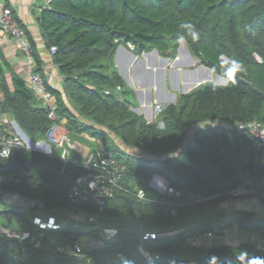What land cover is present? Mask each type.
<instances>
[{"label":"trees","instance_id":"trees-1","mask_svg":"<svg viewBox=\"0 0 264 264\" xmlns=\"http://www.w3.org/2000/svg\"><path fill=\"white\" fill-rule=\"evenodd\" d=\"M39 21L47 48L56 47L52 61L61 75L62 90L41 77L70 136L86 132L109 151L104 137L114 134L144 155L112 153L125 166V174L93 223L97 227L66 222L51 228L33 222V217L46 221L47 216H55L60 222L68 210V190L85 171L63 164L57 154L11 148L6 158L0 157V225L27 235L12 237L0 231V264H89L90 258L96 264H248L251 257H264V245L239 238L210 246L181 242L202 231L226 237L224 230L231 225L264 234V211L223 207L227 200L238 199L229 191L247 180L253 190L248 197L253 195L264 206L262 147L250 132L231 125L246 120L264 124V0H51ZM185 23L200 32L199 40L186 37L184 41L201 65L225 77V56L239 60L246 70L237 73L235 83L227 79L224 85L198 84L158 110L155 120L147 121L123 96L125 85L112 55L119 44L129 42L135 54L156 48L170 50L173 58ZM30 46L33 70L41 72L31 42ZM2 65L6 63L0 57L4 92L0 114L15 120L30 140L44 139L50 124L46 107L13 72L10 88ZM116 85L121 87L122 99L117 97ZM201 122L205 124L196 126ZM4 133L0 122V137ZM154 174L180 194L151 186ZM135 188L143 189V199L135 196ZM3 193L41 201L44 207H17L1 201ZM76 208L97 212L91 202ZM98 226L113 227L116 233L107 238ZM140 228L155 232V238L141 243ZM82 234L100 243L85 246L79 240ZM76 242L78 252L73 247ZM241 252L247 256L241 257Z\"/></svg>","mask_w":264,"mask_h":264},{"label":"built area","instance_id":"built-area-1","mask_svg":"<svg viewBox=\"0 0 264 264\" xmlns=\"http://www.w3.org/2000/svg\"><path fill=\"white\" fill-rule=\"evenodd\" d=\"M0 30L6 36H8L14 45L17 47L20 57L23 62V68L21 77L24 81V85L31 90L35 100L46 107L47 118L50 121L49 127L46 130L44 140L47 141V146L43 147V153L52 156L56 154L59 159L65 163H73L79 165L85 172L77 176L68 190L66 196V204L68 205V210L65 217L61 218L60 222H57L55 216H47L46 221L39 217H33L32 221L38 223L40 226H48L51 228H57L61 223L74 222L83 223L89 225V227L94 226L93 223L100 216V212L105 207L106 199L110 198L115 189L120 188L119 183L123 179L125 174V166L118 162L112 155L110 151L105 149L101 144L95 147H87L82 150L79 146L77 139L72 138L65 124V118L58 116L56 113V102L54 95L46 89L42 77L39 72L34 71V60L32 56V49L30 42L26 37L24 30L18 25L15 18L12 15L11 8L8 7L4 0H0ZM125 46L132 51L133 45L129 42ZM50 54L56 51L55 45H50L48 47ZM255 58L261 62V59L255 55ZM223 59L228 61V58L223 56ZM120 85L115 86V92L119 99H122L120 94ZM106 94L109 93L108 90H104ZM4 123L8 124L7 130L9 135L2 137L0 140V157H5V154H9L11 148L17 146H25L27 148H33L34 145L24 132L18 127L14 120L10 121L4 119ZM233 127L238 131L247 130L250 132L262 147V152L264 154V124L256 120L240 121L238 123H232ZM39 143L35 142L37 146ZM38 148V147H37ZM74 150L79 153L78 158L71 159L70 153ZM163 179L153 178L152 185L156 189L163 187L162 191H166L169 194L179 195L180 191L163 183ZM161 182V184H159ZM249 180L238 185L234 189L229 191V194L233 197L245 198L248 197L250 193L253 192L249 186ZM134 194L136 197L143 199L145 194L142 188H135ZM192 200H199V197H190ZM2 200L4 202L13 204L17 207L22 208H33L36 207L41 209L44 204L41 201H37L31 198H26L23 196H17L12 194L3 193ZM91 202L95 207L97 212H90L88 209H77L76 207L82 203ZM44 222V223H41ZM101 232L105 237H111L116 233V229L113 227L101 226ZM1 232L12 237H25L27 233L19 230H12L8 228H1ZM139 238L141 243L145 239L155 238L156 233L153 231H144L140 228ZM225 237V236H223ZM213 239V233L211 231H202L186 236L181 242L183 244L191 245H205L210 246L211 240ZM34 240V237L31 238ZM226 241L236 242L239 241L236 235H227ZM242 240V239H241ZM246 242L259 246L264 241V234L253 233L248 235L245 239ZM34 245L38 246L39 242L34 240ZM74 251L78 252L80 250L79 242L74 243ZM69 251V248H66ZM147 257H157L158 254L153 253L149 255L146 253Z\"/></svg>","mask_w":264,"mask_h":264},{"label":"crops","instance_id":"crops-1","mask_svg":"<svg viewBox=\"0 0 264 264\" xmlns=\"http://www.w3.org/2000/svg\"><path fill=\"white\" fill-rule=\"evenodd\" d=\"M50 1L51 0H4L5 4L11 8L13 17L26 31L30 42L35 49L37 58L41 62V72H39L40 75H44L45 80L50 86L61 91V75L52 61V54H50L48 51L44 37L41 34L39 24L40 14L42 10L49 7ZM180 45L182 46V51H179V49H177L175 55L176 57L174 56L173 58L168 57L165 59L164 57H161V55H159L157 50L156 53L149 51L142 52L141 54H135L133 51H130L125 45L121 44L116 47L112 55V63L114 64V67L121 77L122 81L124 82L125 89L131 88L130 108L134 112L142 114L147 121H151L156 118L158 110H160L168 103H175L181 93L191 90L193 87L197 86L199 82H204L212 73L215 74L217 79H223L227 82V79L225 77L216 74L208 67L201 65L198 60L189 53L186 47V43L183 44V41H181ZM0 57H2V60H4V62L6 63V66L2 65V67L5 72V79L7 81V84L11 88L10 72H13L21 77L23 62L17 47L8 36L2 33L1 30ZM3 96L4 92L0 88V102L3 100ZM62 96L65 98L64 93H62ZM4 119L10 121L13 120L7 114H0V122L5 130V133L2 134L0 140L2 139V137L9 135V132L7 130L8 124L4 123ZM81 121L87 123L90 122V120L87 118H81ZM203 124H205V122L196 124V126ZM109 135H113V138H115L114 142L117 143L126 152L130 151L134 154L136 153L138 156L144 155L139 151L129 149V147H127L122 142V140L116 137L114 134ZM71 137L78 140L79 146L82 147V150L90 147L92 145L91 143H95L96 146L98 144H101L100 139H94L93 137H90L86 132H81L79 136ZM32 142H34V147L31 149L41 152H43V149H46L43 148L47 146L46 140L40 139ZM35 142H38L39 144L36 146ZM78 154L79 153L72 150L70 153L71 159H80ZM157 178L160 179V177ZM162 184H164V181ZM246 199L247 202L244 203L245 206H243L242 204L240 206V203H238L237 208L258 209L259 212L264 211V206L261 205L262 203L258 202V200L255 199L253 195H250ZM246 199L244 198V200ZM1 201H3L2 195ZM255 201L257 203H254ZM1 228L2 226L0 225V229ZM234 229L235 230L233 232L236 234V237L242 240L250 234L241 231L237 226L236 228L234 226ZM221 238L224 239L223 236H221ZM219 243L220 242L214 243L212 239L210 244L216 245ZM221 243L225 242L222 241ZM261 245L264 244L262 243Z\"/></svg>","mask_w":264,"mask_h":264},{"label":"rangeland","instance_id":"rangeland-1","mask_svg":"<svg viewBox=\"0 0 264 264\" xmlns=\"http://www.w3.org/2000/svg\"><path fill=\"white\" fill-rule=\"evenodd\" d=\"M180 40H179V45H180ZM185 43V41H183V44ZM179 51H182V46L180 45V48H179ZM204 82H208V83H214V84H217V85H224L225 83H226V81H224L223 79H217L216 78V76H215V74H211L210 76H208V79L207 80H205ZM179 94V93H178ZM123 96L126 98V99H129V100H131V88H128V89H126L124 92H123ZM153 120H155V118L153 119ZM101 141V140H100ZM115 141V138H113V135H106L105 137H104V142L106 143V145L108 146V149H109V151L111 152V153H113L115 156H117V155H119V156H122V157H125V156H127L128 154H127V152L126 151H123L122 150V148L117 144V143H115L114 142ZM101 144H102V141H101ZM159 184H161V182H159ZM246 198H248V197H245V199ZM250 199V198H249ZM251 201V200H250ZM247 202V199L246 200H244V198H243V200L241 199V198H239L238 200H234V201H232V200H227L225 203H223V207H225V210H227V211H230V210H232V209H234V208H237V205H238V203H240V206H241V204L243 205V206H245V204L244 203H246ZM259 202V201H258ZM254 203H257L256 201L254 202ZM256 211H258L259 212V210L258 209H256ZM234 226L235 225H231L229 228H226L225 230H224V233H226V236H227V234H232V233H234L233 231L235 230L234 229ZM235 228H236V226H235ZM1 230V229H0ZM224 239H222L220 236H214L213 235V241H214V243L215 242H226L225 241V239H226V237H223ZM79 240H80V242L83 244V245H85V246H91V245H93V244H96V245H98L100 242H97V241H95L94 239H92L88 234H82V235H80L79 236ZM263 244H264V241L262 242Z\"/></svg>","mask_w":264,"mask_h":264},{"label":"clouds","instance_id":"clouds-1","mask_svg":"<svg viewBox=\"0 0 264 264\" xmlns=\"http://www.w3.org/2000/svg\"><path fill=\"white\" fill-rule=\"evenodd\" d=\"M181 28L184 30V34L180 36V38H179L180 41H184L186 37L190 38L193 42L199 40L200 32L195 27V25L190 24V23H185V24L181 25ZM225 67H226V71H225L224 76L231 83H235V77H236L237 73H242L246 70L244 68L242 62H240L239 60L234 59V58L226 61ZM7 155L8 154H5V158L7 157ZM240 256L246 257L247 253L241 252ZM214 259L215 258H213V260ZM239 259H240V257H239ZM248 264H264V257H251L248 259Z\"/></svg>","mask_w":264,"mask_h":264},{"label":"water","instance_id":"water-1","mask_svg":"<svg viewBox=\"0 0 264 264\" xmlns=\"http://www.w3.org/2000/svg\"><path fill=\"white\" fill-rule=\"evenodd\" d=\"M179 48H180V45H178L177 49H179ZM151 51H152L153 53H156V48H153ZM158 53H159V55H161V57H164L165 59L171 56V51H170V50H162V51H159ZM175 57H176V56H175ZM199 81H200V79H199ZM202 82H203V81H202ZM202 82H199L198 84H200V83H202ZM155 177H160V178H162V177H161L160 175H158V174L153 175V176L151 177L150 181H149V184H150V185H152V180H153V178H155ZM162 179L164 180L165 183H167V181H166L164 178H162ZM163 189H164L163 187L160 188V190H163ZM88 263H89V264H96L95 261H94L92 258H90V259L88 260Z\"/></svg>","mask_w":264,"mask_h":264},{"label":"bare ground","instance_id":"bare-ground-1","mask_svg":"<svg viewBox=\"0 0 264 264\" xmlns=\"http://www.w3.org/2000/svg\"><path fill=\"white\" fill-rule=\"evenodd\" d=\"M143 55V54H142Z\"/></svg>","mask_w":264,"mask_h":264}]
</instances>
